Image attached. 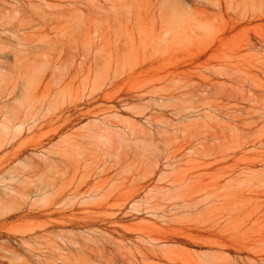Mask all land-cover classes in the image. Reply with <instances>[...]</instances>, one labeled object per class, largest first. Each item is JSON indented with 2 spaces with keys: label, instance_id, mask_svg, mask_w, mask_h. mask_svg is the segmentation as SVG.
<instances>
[{
  "label": "rangeland",
  "instance_id": "1",
  "mask_svg": "<svg viewBox=\"0 0 264 264\" xmlns=\"http://www.w3.org/2000/svg\"><path fill=\"white\" fill-rule=\"evenodd\" d=\"M263 6L0 0V264H264Z\"/></svg>",
  "mask_w": 264,
  "mask_h": 264
},
{
  "label": "bare ground",
  "instance_id": "2",
  "mask_svg": "<svg viewBox=\"0 0 264 264\" xmlns=\"http://www.w3.org/2000/svg\"><path fill=\"white\" fill-rule=\"evenodd\" d=\"M264 7V6H263ZM262 10V9H261ZM263 11V10H262ZM256 12V11H255ZM255 12H254V14H255ZM258 12H260V9H259V11ZM257 13V12H256ZM243 14V13H242ZM249 14H250V12H249ZM246 15V17L248 16L247 15V13L245 14ZM241 17H237V19L235 18L234 20H233V27H237L238 25H240V24H247V23H251L252 21H255V20H257V19H260V20H264V12H261L260 14H256V15H253V13H252V17H251V19H245V18H242L243 16H244V14H243V16L242 15H240ZM249 16H251V14L249 15ZM235 27V28H236ZM261 44H262V46H263V44L264 43H262L261 42Z\"/></svg>",
  "mask_w": 264,
  "mask_h": 264
}]
</instances>
